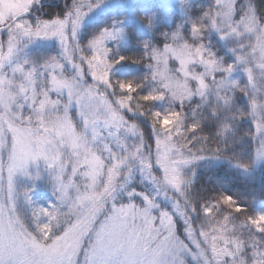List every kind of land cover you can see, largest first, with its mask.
<instances>
[{
	"label": "snow or ice",
	"instance_id": "snow-or-ice-1",
	"mask_svg": "<svg viewBox=\"0 0 264 264\" xmlns=\"http://www.w3.org/2000/svg\"><path fill=\"white\" fill-rule=\"evenodd\" d=\"M38 2L0 0V264H264V213L249 216L223 193L197 209L185 174L204 159L229 160L244 171L264 165V17L253 0L242 6L214 0L192 22L191 40L177 30L162 47L141 41L140 58L114 55L111 45L126 34L123 21L104 27L86 46L77 40L84 18L104 0H73L63 17L32 21L28 14ZM140 21L151 28L155 18ZM212 30L233 42L234 63L205 43ZM52 38L58 55L21 57L35 40ZM125 60L147 63L149 92L138 91L144 81L111 79ZM237 66L246 84L232 79ZM236 93L247 97L246 110L235 107ZM197 98L195 107L207 105L218 119L213 138L198 132L199 119L186 122L185 106ZM156 101L169 107L150 110ZM126 112L148 117L153 144ZM245 118L257 146L240 160L225 149ZM202 143L215 147H196ZM136 172L154 194L130 187ZM18 176L31 181L22 195ZM42 179L56 198L48 206L32 199V186ZM161 195L174 211L160 207ZM21 198L31 224L18 207Z\"/></svg>",
	"mask_w": 264,
	"mask_h": 264
},
{
	"label": "trees",
	"instance_id": "trees-1",
	"mask_svg": "<svg viewBox=\"0 0 264 264\" xmlns=\"http://www.w3.org/2000/svg\"><path fill=\"white\" fill-rule=\"evenodd\" d=\"M47 1H50V4L41 6L39 9L42 13L40 19L63 17L73 4V0H58L57 3H54V0H43L42 3ZM244 2L245 0H239L240 5H243ZM125 3L124 0H120V2L116 3V7L109 6L108 9L103 10L102 13L99 14L91 13L90 17L93 16V19L86 22L77 33V40L79 43L82 46H86L88 42L104 27L111 26L114 21H122L124 18H128L129 21L126 22L124 26L126 30L125 37L118 43H113L111 46L114 47V55L140 58L144 53V49L140 43L141 41H147L151 44H161L164 39L163 35L167 33L175 23H178L181 20L183 26L182 35H185L186 37L187 29L191 28L190 25H192V22L202 18L204 12V10H201L200 6L191 3L189 6L183 8L182 16L173 15L170 26H168L165 19L167 17L166 15L170 12H167L163 4L159 2L152 5L150 4L148 11L142 13V11L139 12L136 9H129ZM253 5L257 10L258 15L264 17V0H253ZM161 9L165 10V12H161ZM145 15H151L155 18V23L151 28L146 27L140 21V18ZM211 39L212 48L217 52L218 45L215 43L214 38ZM29 46L31 48L26 54L29 57L36 54L54 56L59 50L56 41L54 40L53 42L50 39H37ZM218 53H222V50H219ZM120 64L122 65L120 66L122 70L111 72V79L141 82L144 81V78L148 75V65L143 60L140 63H133L130 60H125L121 61ZM151 88L152 86L149 81H144L143 87L138 91L140 94H146ZM197 104H199V102L193 100L191 105L185 106V112L187 114L186 122L191 123L194 119H199L200 128L198 129V132L209 138L215 137L219 128L218 119L212 116L210 108L207 105L202 108H196L195 106ZM234 104L236 108L246 110L248 99L242 93H236ZM158 105V101L151 102L150 110L159 109ZM194 108L197 113L195 117L192 115ZM125 115L128 119L135 121L140 126L143 130L144 139L149 144H153L154 134L148 117L128 112H126ZM249 132H254L250 118L238 120L234 134L231 136L228 147L225 149L226 152L229 155H235L240 160L248 159L249 156L254 153L256 148V141L248 135ZM196 147H215V144L206 145L202 143ZM193 151L195 152L196 149H193ZM154 171L158 175L160 174L158 168H154ZM187 176L191 177L192 181L189 187V195L195 200L197 209H199L202 202L210 200L221 193L231 196L236 200L237 203L246 210V213L249 216H254L259 209H264V206L261 205V203L264 202V165H258L251 171H244L236 166L234 162L229 160L211 159L210 161L191 166ZM129 184L131 188H135L138 192H143L148 187L147 184L141 182V178L138 177L132 178ZM18 188L22 195L24 189L23 186L20 184ZM18 207L26 221L29 222L30 217L24 210L23 204L20 200L18 201ZM211 215L215 217L216 213L213 212ZM236 215L239 217L242 214L237 213ZM199 219V213L193 216V221L196 222V227H199ZM242 220L243 217L241 216L235 221V223L239 224ZM228 226L229 228L232 227L231 224ZM177 229L181 232L180 226H177ZM257 235L259 236L260 234Z\"/></svg>",
	"mask_w": 264,
	"mask_h": 264
},
{
	"label": "rangeland",
	"instance_id": "rangeland-1",
	"mask_svg": "<svg viewBox=\"0 0 264 264\" xmlns=\"http://www.w3.org/2000/svg\"><path fill=\"white\" fill-rule=\"evenodd\" d=\"M147 1H154V0H142V2H143L142 4L145 5V3H147ZM156 1H158V0H156ZM159 2H161L163 4L167 3L168 4V8L170 10L173 9V10H175V12L181 14L182 13V9H183L182 6H181L182 3H185V4L189 5V4L194 3V2H200L201 4L205 5V7L210 8V7L213 6L214 0H159ZM115 5H116V3H115ZM98 11H99V9H97V11L93 10V12H98ZM90 13L91 12L88 13V16H89ZM177 30H179L181 32V26H175L174 30L171 33L175 32ZM211 32L218 39L220 45L225 49V53L226 54H229V53L232 54L231 58L228 61H226L225 63L226 64L234 63L235 56H234L233 52L231 51V49L234 46L233 42L231 40L222 38L221 34L216 32L215 30H212ZM190 38L192 39L191 32H190ZM165 42H166V40H165ZM243 73H244L243 70L239 66H237L236 70L232 73V79L238 80L239 82L242 81L244 84H246L247 83V77H246V74L243 77L242 76ZM89 80H90V77H89ZM253 127H254V125H253ZM194 164H195V162L191 166H193ZM191 166H189L188 168L185 169V174L186 175H188V172H189V169H190ZM135 174L140 175L139 172H136ZM18 177H21V176H18ZM18 177H17V179H18ZM22 178H26V177L22 176ZM141 178H143L145 180L147 186L150 187V189L147 192H143V193H152V194H154V188H153V185L151 184V182L146 180L143 176ZM19 183H21V182L19 181ZM159 198H161L163 200V205L162 206L160 205V207L162 209L167 210L166 208L171 207L172 201H171L170 198H167V197H165L163 195H161ZM32 199H33V201L38 203L40 206H48V205L53 204V203L56 202V198L53 195V191L52 190L45 189V188H44V190L43 189H38L37 186H35L33 188ZM28 209L30 211L29 206H28ZM262 213H264V211ZM176 214H178V213H176ZM178 218L180 219V216H178Z\"/></svg>",
	"mask_w": 264,
	"mask_h": 264
}]
</instances>
